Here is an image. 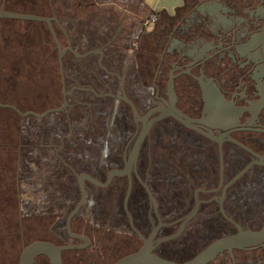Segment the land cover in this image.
I'll list each match as a JSON object with an SVG mask.
<instances>
[{
  "label": "flooded vegetation",
  "instance_id": "obj_1",
  "mask_svg": "<svg viewBox=\"0 0 264 264\" xmlns=\"http://www.w3.org/2000/svg\"><path fill=\"white\" fill-rule=\"evenodd\" d=\"M145 9L144 0H0L2 12L49 20L0 18V121L17 145L13 175L30 154L24 169L38 184L31 214L18 216L31 230L0 234V264H19L34 242L52 252L32 264H115L140 251L184 264L262 229L264 0ZM129 161L106 186L84 181L68 222L77 176L105 183ZM22 194L14 188L17 204ZM206 264H264V240Z\"/></svg>",
  "mask_w": 264,
  "mask_h": 264
},
{
  "label": "rangeland",
  "instance_id": "obj_2",
  "mask_svg": "<svg viewBox=\"0 0 264 264\" xmlns=\"http://www.w3.org/2000/svg\"><path fill=\"white\" fill-rule=\"evenodd\" d=\"M23 121L24 126L22 136L26 139L29 136L30 123L27 122V119ZM1 134L6 135V130L2 129V126L0 125V234L17 233L20 231L29 232L31 230L30 227L32 221L30 219H23L22 222H20L18 216L31 214L30 200H32V195L30 188L38 187V184L35 183V177L31 176L30 172L28 170L25 171L24 169H31L29 166L31 155H27L24 147H22L21 158L23 159L27 155L25 160L27 166L24 167L25 164L21 166V175L16 179L15 175H13L16 169L15 159L14 162L9 160L8 152L13 151L12 149H16L15 147H17V145L9 139L10 136L9 138L6 137L10 141V144L7 143L6 145L5 140L1 139ZM14 188H20V193H23L22 200L18 203L19 205L13 196ZM0 248H2L1 242Z\"/></svg>",
  "mask_w": 264,
  "mask_h": 264
},
{
  "label": "water",
  "instance_id": "obj_3",
  "mask_svg": "<svg viewBox=\"0 0 264 264\" xmlns=\"http://www.w3.org/2000/svg\"><path fill=\"white\" fill-rule=\"evenodd\" d=\"M0 18L26 19V20H34V21L46 22V23L49 22V20L46 18L17 15V14L2 12V11H0ZM133 112H134V115H136L134 109H133ZM173 115L175 118L180 119L179 118L180 115L178 113H176V115L175 114ZM140 137H142V135ZM130 164H131V161H129V163L124 167L123 170L111 171L108 174V177L105 183H99L98 181L92 179L91 177L85 174L78 175L77 180H78V187L80 188V192H81V200L79 201V203L77 204L73 212L70 214L68 218V222L71 216H73V214L77 211L81 203L84 201V190H83L84 181H89L92 184H95L100 187L106 186L113 176L122 175L130 167ZM263 240H264V225L262 229L256 233L242 232L241 230H239V233L235 236L222 238V239H219L213 242L204 251H202L192 260L184 264H206L224 249H231L232 247H241V246H245L249 244L258 243ZM50 252H52V247L51 245L47 243H44V242L31 243L23 250L21 257H20L19 264H32L33 259L36 255L38 254L49 255ZM55 264H59V263L56 262ZM115 264H175V263L164 261L162 259H159V258H156L155 256L150 255L148 252L140 251L136 254L124 257L123 259H121Z\"/></svg>",
  "mask_w": 264,
  "mask_h": 264
},
{
  "label": "crops",
  "instance_id": "obj_4",
  "mask_svg": "<svg viewBox=\"0 0 264 264\" xmlns=\"http://www.w3.org/2000/svg\"><path fill=\"white\" fill-rule=\"evenodd\" d=\"M146 12L149 16L153 13L165 11L168 14H173L175 8L182 5V0H144Z\"/></svg>",
  "mask_w": 264,
  "mask_h": 264
},
{
  "label": "trees",
  "instance_id": "obj_5",
  "mask_svg": "<svg viewBox=\"0 0 264 264\" xmlns=\"http://www.w3.org/2000/svg\"><path fill=\"white\" fill-rule=\"evenodd\" d=\"M155 17H156V14H155ZM53 66L54 65H46V66H43L44 67V72H46V71H51V69L53 68ZM53 77V83L55 84L56 83V76L55 75H53L52 76ZM4 121L5 120H1L0 121V125L2 126V124L4 123ZM2 136H1V139H4L5 140V143H9V140L6 138V137H8L9 138V136H10V138H12V137H14V133L11 131H6V135H3V134H1ZM10 154H12V151L11 152H8V156H9V160H10ZM1 242V241H0ZM3 248H6V246H3L2 245V248H0V249H3Z\"/></svg>",
  "mask_w": 264,
  "mask_h": 264
}]
</instances>
